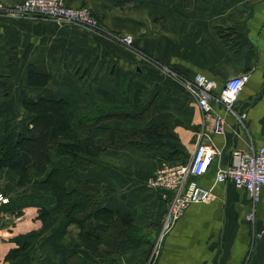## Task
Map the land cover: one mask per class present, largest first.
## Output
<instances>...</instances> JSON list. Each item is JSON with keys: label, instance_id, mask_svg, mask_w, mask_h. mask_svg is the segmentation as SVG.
I'll list each match as a JSON object with an SVG mask.
<instances>
[{"label": "crops", "instance_id": "obj_1", "mask_svg": "<svg viewBox=\"0 0 264 264\" xmlns=\"http://www.w3.org/2000/svg\"><path fill=\"white\" fill-rule=\"evenodd\" d=\"M20 1L0 0V90L10 93L3 99L7 105H1L15 107V118L29 116L23 96L69 91L80 111H100L99 124L110 131L132 132L151 124L165 130L144 144L99 151L90 166L74 170L66 182L70 188L85 178L110 187L105 205L130 214L139 230L152 228V234L139 236L123 252L100 243L107 253L98 256L81 244L79 227L71 221L61 244L76 249L83 264H264V185L252 200L242 187L214 180L231 147L264 146V0H64L90 9L97 20L93 30L38 14H12L11 5ZM123 34L131 36L130 45L120 41ZM27 64L45 73L46 81L26 83ZM195 73L213 80V93L226 77L245 74L246 79L231 111L210 100L212 111L222 116L223 132H210L219 152L196 181L211 190L212 198L186 204L159 236L165 199L162 190L142 179L165 160L189 157L202 115L182 79ZM72 117L71 126L82 136L76 113ZM16 177L0 167V194L6 197L0 201V264H14L7 253L22 245L29 230L40 234L24 247L19 262L27 255L28 264H52L46 238L52 225L41 228L37 206L17 199L49 194L30 183L18 185ZM49 199L53 206V196ZM81 226L92 234L103 224L89 218Z\"/></svg>", "mask_w": 264, "mask_h": 264}, {"label": "trees", "instance_id": "obj_2", "mask_svg": "<svg viewBox=\"0 0 264 264\" xmlns=\"http://www.w3.org/2000/svg\"><path fill=\"white\" fill-rule=\"evenodd\" d=\"M47 75L37 72L33 65L27 64L24 70V80L30 85L42 84ZM21 105L26 108L29 116L26 125L16 127L9 119L3 122L0 130V167L7 166L15 172L18 185L30 183L35 190L47 192L34 193L28 197L20 196L19 204H34L37 206V216L42 220V227L51 226L47 240L51 247V260L54 264H83L80 255L74 250L62 245L60 240L65 233L68 223L75 222L78 227L86 219L101 220L103 227L93 228V233L79 228L78 236L81 244L89 248L94 255H99L96 245L103 243L113 251L123 252L138 243L132 236L136 228L130 214L111 210L105 205L108 195L100 193L102 185L91 183L87 179H77L70 188L66 182L74 170L83 171L93 163L92 157L105 148L122 147L127 144L140 145L162 134L164 128L151 124L124 132L116 128L111 131L108 127L99 124L101 112L90 114L80 111L71 92L46 93L36 99H21ZM47 110V111H45ZM76 113L77 123L82 131L71 126L72 115ZM49 116L51 122L44 119ZM103 117V116H102ZM66 156L68 162H62L59 157ZM50 195L54 198L51 205ZM55 214L48 217L49 213ZM61 214L58 218L56 214ZM56 220V222H54ZM40 230H29L22 238V245L17 244L7 256L14 264H28V256L23 255L25 261L20 263L18 255L31 240L40 234ZM19 241V239H16ZM136 240V242H135ZM53 254V257H52Z\"/></svg>", "mask_w": 264, "mask_h": 264}, {"label": "built area", "instance_id": "obj_3", "mask_svg": "<svg viewBox=\"0 0 264 264\" xmlns=\"http://www.w3.org/2000/svg\"><path fill=\"white\" fill-rule=\"evenodd\" d=\"M12 6V13L17 15L33 13V15L39 14L69 21L92 30L97 27L96 18L84 4L72 6L66 4L64 0H21ZM120 41L128 45L131 37L128 34L123 35ZM245 79V74L226 77L222 87L216 93L211 92L214 86L213 80L201 73H195L190 79H182V84L196 99L202 115V126L194 147L186 160L159 165L155 168L154 175L147 180V184L154 190H162V197L165 198L166 196L164 192L170 193V196L167 197V208L160 225L159 236L170 228L172 221L180 214L186 204L212 198L211 190L196 181L197 175L207 170L208 165L219 152L210 139V132H223L222 116L212 111L210 100L219 102L231 111L237 91ZM229 154L228 162L218 168L214 180L218 182L229 181L237 187H242L246 194L255 200L260 187L264 185V146L231 147ZM5 200L6 197H2L0 194V201ZM246 217L250 218V213H247ZM3 264L11 263L5 262Z\"/></svg>", "mask_w": 264, "mask_h": 264}, {"label": "rangeland", "instance_id": "obj_4", "mask_svg": "<svg viewBox=\"0 0 264 264\" xmlns=\"http://www.w3.org/2000/svg\"><path fill=\"white\" fill-rule=\"evenodd\" d=\"M16 3V2H15ZM14 4V3H13ZM12 4V5H13ZM11 5V12H12V6ZM12 14H14V13H12ZM22 15H25V14H22ZM21 15V16H22ZM28 15H33V13H29ZM39 15V14H38ZM41 16V15H40ZM43 17H45V16H43ZM46 18H49V17H46ZM50 18H52V17H50ZM49 18V19H50ZM54 19V18H53ZM123 35H126V34H123ZM122 35V36H123ZM122 36H121V38H122ZM131 37V36H130ZM132 40V39H131ZM123 43V42H122ZM130 43H131V41H130ZM123 44H125V43H123ZM128 45H130L129 43H128ZM0 88H1V85H0ZM5 90V89H4ZM3 89L2 90H0V121H1V119L3 118V117H7L8 119H10V122H17V125H16V127H20V125L21 126H24V125H26V121H27V119L25 120V119H23V117H22V115H21V117L19 116V117H17V118H15L17 115H19L18 114V110H16L15 109V107H3L2 105H1V103H3V105H7V103L5 102V100H3L4 98H5V96L6 95H9L10 93H7V92H3L4 91ZM4 101V102H3ZM7 101V100H6ZM9 102V101H8ZM10 102H11V97H10ZM10 102H9V104H10ZM24 109H26V108H24ZM45 111H47V110H45ZM9 116V117H8ZM44 119H46V120H48V121H50L51 120V122H54V120H52V118H50L49 116H47V117H45L44 116ZM5 120H7V119H5ZM4 120V121H5ZM3 121V122H4ZM3 122L1 121V124H0V126H1V129L3 128ZM78 128H79V126H78ZM0 129V130H1ZM79 130H80V128H79ZM81 133H82V131H81ZM122 147H124V146H122ZM97 156V155H96ZM168 161V162H167ZM179 161H183V160H177V162H179ZM169 162H172V159H169V160H165V162H161L159 165H161V164H163V163H169ZM158 165V166H159ZM158 166H156V167H158ZM155 167V168H156ZM11 170V169H10ZM155 170V169H154ZM153 170V172H151L150 174H148V175H146L142 180H143V183H145V185H147L148 187H150V188H152L150 185H148L147 184V180L151 177V176H153L154 175V171ZM12 171V170H11ZM12 172H14V171H12ZM14 174H15V172H14ZM16 175V174H15ZM91 182V181H90ZM91 183H94V184H96L95 182H91ZM71 185H72V182L70 183ZM104 188H107V189H109L108 190V193L110 192V187H108V186H104V185H102V187H100V189H99V192L100 193H104L105 192V190H104ZM153 189V188H152ZM166 195V194H165ZM169 196H170V193H169ZM169 196H165V198L164 197H162L163 199H165V210H164V212H163V214H162V216H161V221L163 220V218H164V216H165V211H166V208H167V202H168V199H167V197H169ZM3 197V196H2ZM82 227V226H81ZM81 227L79 226V228L81 229ZM79 230V229H78ZM151 230H152V228H150V230L149 231H145L144 229H143V232L141 231V230H139V228L136 226V228H134L133 229V231H132V236L134 237V239H136V240H138V237L139 236H141V235H145V234H152V232H151ZM78 238H79V236H78ZM80 240V239H79ZM136 240H135V242H136ZM100 243H98L97 245H96V249H98V251L99 250H103L101 253H103V254H106L107 252H106V250H104L103 248H104V245L103 244H100ZM137 244V243H136ZM75 251H76V249H74ZM89 251H90V249H89ZM91 253V252H90ZM100 253V254H101ZM99 256V255H98ZM52 257H53V254H52ZM50 260H51V258H50ZM51 263L52 264H54L53 263V260L51 261Z\"/></svg>", "mask_w": 264, "mask_h": 264}]
</instances>
